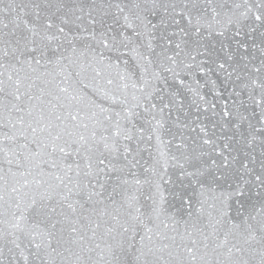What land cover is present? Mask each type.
Instances as JSON below:
<instances>
[{"label": "snow or ice", "instance_id": "1", "mask_svg": "<svg viewBox=\"0 0 264 264\" xmlns=\"http://www.w3.org/2000/svg\"><path fill=\"white\" fill-rule=\"evenodd\" d=\"M0 264H264V0H0Z\"/></svg>", "mask_w": 264, "mask_h": 264}]
</instances>
